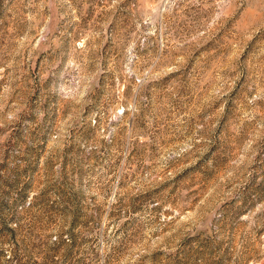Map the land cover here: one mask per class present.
Instances as JSON below:
<instances>
[{"label": "rangeland", "instance_id": "obj_1", "mask_svg": "<svg viewBox=\"0 0 264 264\" xmlns=\"http://www.w3.org/2000/svg\"><path fill=\"white\" fill-rule=\"evenodd\" d=\"M0 264H264V0H0Z\"/></svg>", "mask_w": 264, "mask_h": 264}]
</instances>
